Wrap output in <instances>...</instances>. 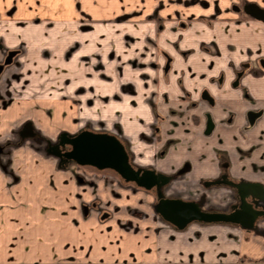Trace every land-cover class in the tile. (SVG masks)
<instances>
[{
  "label": "crops",
  "instance_id": "1",
  "mask_svg": "<svg viewBox=\"0 0 264 264\" xmlns=\"http://www.w3.org/2000/svg\"><path fill=\"white\" fill-rule=\"evenodd\" d=\"M252 3L264 9V0H0V41L7 48L22 45L26 54L40 53L42 45L49 47L47 43L58 38L55 41L68 51L60 73L54 69L55 86L10 89L6 104L0 101L1 131L11 133L12 120L24 121L30 110L46 124L61 118L65 128L73 125L75 102L85 98L78 93L80 88L112 100L111 79L104 76L110 74L112 51L140 54L157 51L159 46L174 61L167 69L164 66L167 73L171 71L169 80L184 74L176 70L179 51L165 40L169 37L176 42L181 34L183 49L197 46L200 50L195 54L196 64L182 58L181 65L189 73L188 82L194 80L190 74L198 66L200 82L196 85L207 87L203 99L213 103V136L219 139L220 150H232L238 144L246 147L244 160L243 156L230 157L231 179L253 180L264 188V21L246 12ZM116 26L111 32L110 27ZM46 28L55 33L49 41L42 38ZM33 60L24 63L43 68L44 78L51 76L46 64L40 67ZM37 63H42L40 58ZM132 70L136 74L131 80L142 84V72ZM120 75L121 83L128 82ZM191 94L195 99L196 93ZM173 100L184 105L177 97ZM137 102L146 106L142 93ZM101 107L106 109L104 102ZM119 109L122 114L131 110ZM225 109L231 122L221 119ZM184 110L186 115L193 113L189 105ZM255 113L260 119L250 124L248 119L254 120ZM245 122L249 123L247 130ZM40 129L45 134L50 131ZM41 150L30 143L16 148L10 161L12 173L0 172V264H160L163 256L154 238L121 237L118 230L110 232L107 226L118 228L115 219L105 224L101 217L88 215L79 197L91 201L89 186L80 184L77 175L57 168L55 159ZM240 162L246 168H236ZM255 226L258 232L246 230L232 241L231 247L241 250L230 254L236 264L241 257L264 261V219ZM145 245L151 246L145 249ZM163 255L175 260L171 253ZM188 258L184 256V261Z\"/></svg>",
  "mask_w": 264,
  "mask_h": 264
},
{
  "label": "rangeland",
  "instance_id": "2",
  "mask_svg": "<svg viewBox=\"0 0 264 264\" xmlns=\"http://www.w3.org/2000/svg\"><path fill=\"white\" fill-rule=\"evenodd\" d=\"M110 28L111 32H114L119 27ZM52 29L46 28V32L43 31L46 36L42 38H47L49 41L52 36H55ZM180 35L176 42L169 37L165 39L179 51L176 53L177 67H175L176 70L180 69L182 73L184 72L182 75H177L175 71L174 75L177 77H172L171 81L168 78L171 71L167 73L164 66L165 68L167 64L171 66L174 61L170 60L172 59L169 56L171 53L159 46L157 51L153 49L152 52L131 53L127 54L128 56L112 51L109 54L110 62L112 61L110 74L105 73L104 75L111 79L110 97L112 100H108L107 95L102 98V94L85 93V90L80 88L81 92L78 91V93H84L85 98L75 102L78 104L76 105L78 109L75 111L74 118L72 116L74 126L68 125L65 128L61 118L57 117L56 121H49L46 124L37 119L32 110H30V116L28 115L24 121L18 122L12 117L14 118L12 132L7 131L5 134L0 129L2 134H0V172L12 173L10 161L16 148L26 146L28 143L37 145L42 148L40 152L55 159L57 168L77 175L80 184L89 186V191L93 194L91 201L88 202L81 195L79 197L88 215L92 213L96 217H101V222L105 224L110 219H115L118 228L113 229L112 224V227L110 224L107 226L110 232L118 230L121 237L125 235L128 238H154L155 244L157 243L155 248L163 256L159 261L160 264H236L234 258L230 260V254L241 253V250L235 251L231 243L239 240L241 236L239 237L238 234L247 232L248 229L231 223L198 221L189 223L183 229H178L164 221L156 212V202L160 198H178L194 202L204 211L231 212L239 207V198L235 188L215 184V182L223 178L234 182H255L231 179L230 157L243 156L241 158L244 160L247 156L246 147L238 144L232 150H220L219 139L213 136L214 125H216L210 113L213 103L208 104L203 99V92L207 90V87L196 85L200 82L198 66L195 70H190L194 82H188L186 78L189 73H186L184 65H181L182 58H191L196 64L198 55L195 54L200 50L197 46H188L186 50L183 49L179 44L182 40ZM55 40L52 44L47 43L49 47L42 45L40 53L27 52V54L22 45L15 49L7 48L0 41V64L3 63L8 51L16 50V55L18 54L13 57L11 64L4 66L0 73L1 104H6L9 91L13 87L32 88L39 84L55 86L57 78L54 77V69L60 73L62 63L68 61L62 59V57L66 58L65 53L68 51L61 48L62 45L60 46V43L58 44ZM25 55L27 57H24ZM95 55L101 57L99 53ZM28 58H33L35 65H40V67L46 64V70L51 71V76L45 75L44 78L43 68L38 69L25 64L24 61ZM39 58L42 63H37ZM96 59L99 63V59ZM135 68L142 72V84L131 80L136 74L132 70ZM119 73H121L120 77L128 82L121 83L118 78ZM207 76L212 79L209 74ZM64 80L65 83L68 82ZM235 80L238 82V79ZM90 90L94 89L90 87ZM141 93L145 107L137 102L138 95ZM191 93H196L195 99L191 98ZM121 94H124L126 98ZM175 97L184 105L190 106L193 112L190 116L185 114L184 105L173 100ZM102 101L105 110L101 107ZM119 106L131 108V110L122 114ZM65 112L64 116L67 117L68 109ZM223 113L225 117L221 119L225 118L227 122L233 120L228 109L223 110ZM247 117H250L249 114ZM256 118L260 119V114L255 113L254 120L248 119L249 123L254 124ZM63 119L65 120V117ZM249 123L245 122L244 130H247ZM40 127L50 131L45 134L44 131L43 133L38 130ZM82 130L106 132L117 137L124 145L132 167L139 172L153 170L158 178L157 184L150 189H144L134 182L125 181L111 169L78 165L62 157L60 153L70 149L69 145L61 142L62 136H73ZM251 155L250 152L248 156ZM242 167L246 168L240 162L236 168ZM125 194L127 198H124ZM254 204L260 208L264 206V202ZM261 219L264 218L259 220ZM253 228L259 231L257 226ZM253 228L249 231H253ZM150 246L145 245L144 247L146 249ZM168 253L175 256V260H169L163 255ZM194 254H197L196 259L193 257ZM184 256L189 258L184 261ZM261 259L250 260L241 257L237 263L264 264Z\"/></svg>",
  "mask_w": 264,
  "mask_h": 264
},
{
  "label": "water",
  "instance_id": "3",
  "mask_svg": "<svg viewBox=\"0 0 264 264\" xmlns=\"http://www.w3.org/2000/svg\"><path fill=\"white\" fill-rule=\"evenodd\" d=\"M245 10L254 18L264 21V9L256 4L247 5ZM16 53V50L8 51L3 63L0 64V73L5 65L12 63ZM61 142L69 145L70 149L60 153V155L78 165L93 166L97 169H111L125 181L134 182L144 189H150L158 182L153 170L139 172L132 167L124 145L112 134L82 130L73 136H62ZM215 184H224L236 189L240 200L238 209L231 212L204 211L198 208L194 202L178 198H160L156 202V212L163 220L178 229H183L189 223L198 221L231 223L249 230L255 226L259 218H264V207L257 209L246 200V197L251 195L261 203L264 201V188L259 183L234 182L223 178L217 180Z\"/></svg>",
  "mask_w": 264,
  "mask_h": 264
},
{
  "label": "flooded vegetation",
  "instance_id": "4",
  "mask_svg": "<svg viewBox=\"0 0 264 264\" xmlns=\"http://www.w3.org/2000/svg\"><path fill=\"white\" fill-rule=\"evenodd\" d=\"M236 190V189H235ZM237 192V191H236ZM239 198V197H238ZM249 198H251L250 200H248ZM246 200L248 201V202H250V203H252L253 204V206L255 207V208H257V209H262V208H260V207H256L255 206V202H259L260 203V201H258V200H255L251 195H249L248 197H246ZM264 202V201H263ZM239 206H240V200H239ZM239 208V207H238ZM238 208H236V209H238ZM236 209H234V210H236ZM226 212H228V211H226ZM260 219V218H259ZM165 221V220H164ZM257 222V221H256Z\"/></svg>",
  "mask_w": 264,
  "mask_h": 264
}]
</instances>
